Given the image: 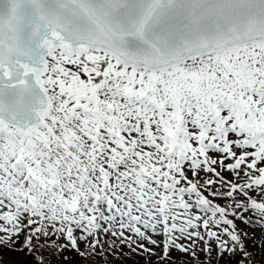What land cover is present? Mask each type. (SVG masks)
Listing matches in <instances>:
<instances>
[{
    "label": "snow or ice",
    "instance_id": "6c2138e0",
    "mask_svg": "<svg viewBox=\"0 0 264 264\" xmlns=\"http://www.w3.org/2000/svg\"><path fill=\"white\" fill-rule=\"evenodd\" d=\"M257 243L264 0H0L9 264H255Z\"/></svg>",
    "mask_w": 264,
    "mask_h": 264
},
{
    "label": "trees",
    "instance_id": "16d2710c",
    "mask_svg": "<svg viewBox=\"0 0 264 264\" xmlns=\"http://www.w3.org/2000/svg\"><path fill=\"white\" fill-rule=\"evenodd\" d=\"M241 227H245L244 225H241ZM250 231H254L253 229H249ZM249 244H252V241H249ZM253 251V255H254V259H255V264H261L262 261H264V249H262L261 247H259V244L257 243V246L252 248ZM18 259L22 254L19 253H15ZM1 258H3V256L0 255ZM3 260V259H2ZM14 260V259H13ZM4 264H9V262H6L5 260H3Z\"/></svg>",
    "mask_w": 264,
    "mask_h": 264
},
{
    "label": "rangeland",
    "instance_id": "374dc122",
    "mask_svg": "<svg viewBox=\"0 0 264 264\" xmlns=\"http://www.w3.org/2000/svg\"><path fill=\"white\" fill-rule=\"evenodd\" d=\"M0 255L3 256L2 259L5 260L6 262L14 261L17 258L15 252H10L7 250H0Z\"/></svg>",
    "mask_w": 264,
    "mask_h": 264
}]
</instances>
